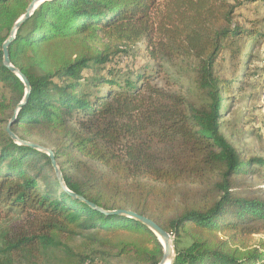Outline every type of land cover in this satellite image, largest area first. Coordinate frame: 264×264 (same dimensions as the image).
<instances>
[{
  "label": "trees",
  "instance_id": "trees-1",
  "mask_svg": "<svg viewBox=\"0 0 264 264\" xmlns=\"http://www.w3.org/2000/svg\"><path fill=\"white\" fill-rule=\"evenodd\" d=\"M30 1L0 0V86L8 93L0 96V211L20 218L0 234V264L29 262L38 248H63L69 264H157L163 255L137 220L69 195L47 154L9 137L12 118L18 139L52 150L69 191L166 231L171 264H264V241L249 244L264 233V188L247 183L264 159H245L221 131V105L237 77L223 78L218 60L224 51L239 58L245 40L264 45V34L236 20L241 2L45 1L8 46L30 84L15 112L25 88L3 65L1 47ZM139 42L151 68L103 73ZM82 235L75 252L68 243Z\"/></svg>",
  "mask_w": 264,
  "mask_h": 264
},
{
  "label": "rangeland",
  "instance_id": "rangeland-1",
  "mask_svg": "<svg viewBox=\"0 0 264 264\" xmlns=\"http://www.w3.org/2000/svg\"><path fill=\"white\" fill-rule=\"evenodd\" d=\"M233 1V0H232ZM240 5L235 10V18L248 28L264 34V0H237ZM103 37V36H102ZM258 38V37H257ZM104 43H109V39H102ZM119 44V43H118ZM252 45V49H250ZM127 46H132L127 43ZM236 55L224 51L218 60L216 69L226 80L237 77L234 88L224 95V102L221 105V131L228 141L242 154L245 159H264V45L260 41L252 44L245 40V46L239 51V58ZM247 64L244 67V63ZM115 69H125L127 71L139 70L145 66L151 68L152 62L149 60L143 42L134 45L128 59L124 57H113L111 61L103 65L105 71L110 67ZM253 75H246V74ZM178 87H176L177 89ZM1 94L8 95L0 86ZM257 173L247 179V183L264 188V167L254 165ZM16 213L6 216L0 211V234L8 231L19 221ZM82 236H76L70 240L68 246L75 252L81 249ZM173 239V238H172ZM264 241V233L254 235L249 244L258 243L257 240ZM186 239H182L180 245L187 244ZM173 244V242H172ZM36 258L24 264H69L68 257L63 248L36 249ZM15 264V263H14ZM93 264H130L125 258H106Z\"/></svg>",
  "mask_w": 264,
  "mask_h": 264
},
{
  "label": "water",
  "instance_id": "water-1",
  "mask_svg": "<svg viewBox=\"0 0 264 264\" xmlns=\"http://www.w3.org/2000/svg\"><path fill=\"white\" fill-rule=\"evenodd\" d=\"M48 1V0H31L28 4V6L25 9V12L16 20V22L13 24L9 35L7 36V38L5 39V41L2 44V63L3 65L8 68L11 72H13L20 80L21 82L24 84V88H25V92H24V96L22 101L17 105L15 112L21 107V105L26 101L29 92H30V84L27 80V78L21 73V71L14 67L9 59V54H8V46L10 44V42L14 39L15 34L18 30V28L21 26V24H23L33 13V11L43 2ZM13 118L8 122V125L6 127V132L9 135V137H11L15 142H19V143H24L27 144L39 151L44 152L45 154H47L51 160V164L52 167L54 169L55 172V176L58 179L61 187L72 197L74 198H78L79 200L85 202L86 204H88L89 206L103 212V213H107V214H115V215H123V216H127L130 218H133L135 220H137L138 222H140L141 224H143L145 227H147L148 229H150L155 236L157 237L158 241L160 242L162 248H163V255L161 260L157 263V264H171L173 257H174V248H173V239L171 238V236L164 231L163 229H161L153 220L149 219L146 216L143 215H139L131 210H127V209H116V210H104L102 208H99L97 206H95L94 204L85 201L82 197H78L76 194H74L73 192L69 191L66 188V185L62 179V175L59 169V166L57 164V161L55 160L54 154L52 152V150H50L49 148L40 146L36 143H32V142H26V141H22L20 139H18L9 129V125L11 124Z\"/></svg>",
  "mask_w": 264,
  "mask_h": 264
}]
</instances>
